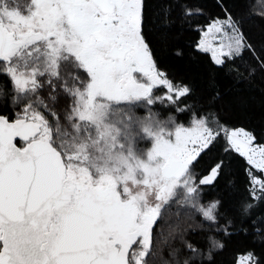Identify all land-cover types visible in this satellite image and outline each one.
<instances>
[{
	"label": "snow or ice",
	"instance_id": "snow-or-ice-1",
	"mask_svg": "<svg viewBox=\"0 0 264 264\" xmlns=\"http://www.w3.org/2000/svg\"><path fill=\"white\" fill-rule=\"evenodd\" d=\"M198 14L199 8L184 9L186 17ZM199 31L196 48L216 65L246 50L255 56L230 14ZM256 59L264 68V59ZM62 66L69 69L64 75ZM0 74L13 86L14 106V118L0 114V264H150L154 225L178 194L179 203L217 222L221 202L205 206L200 199L223 161L199 178L195 165L221 136L223 151L249 166L251 199L264 202V144L252 132L229 129L214 115L210 121L193 113L185 126L151 111L167 102L186 112L188 106L177 105L192 90L157 66L145 0H29L23 9L0 0ZM160 89L164 95H155ZM60 94L70 103L57 112L49 102L55 106ZM141 107L147 116L136 115ZM145 139L147 150L138 147ZM254 206L245 204L243 212ZM220 230L228 234V227ZM207 240V254L185 244L191 260H210L224 248ZM235 264L264 261L248 251Z\"/></svg>",
	"mask_w": 264,
	"mask_h": 264
},
{
	"label": "trees",
	"instance_id": "trees-1",
	"mask_svg": "<svg viewBox=\"0 0 264 264\" xmlns=\"http://www.w3.org/2000/svg\"><path fill=\"white\" fill-rule=\"evenodd\" d=\"M29 0H15L23 9ZM185 7L199 8L202 14L186 17ZM264 0H145V33L154 51L157 66L168 74L174 83L188 85L191 94L181 98L177 107L188 106L186 112H177L171 106L153 105L151 111L160 120L175 117L176 123L189 126L192 114L213 115L227 128H244L256 136V143L264 144V68L259 66L256 56L264 59ZM230 14L239 25L248 42L255 49V56L246 50L243 55L228 61L225 65L214 64L211 54L196 48L201 38L199 29L207 26L216 18ZM256 71L250 74V70ZM69 70L62 66V75ZM80 75V73H74ZM67 78V76H65ZM84 79L83 75L80 76ZM13 86L9 77L0 74V114L14 118L11 104ZM47 91L40 95L47 101ZM56 95V93H53ZM164 95V90L156 91ZM69 104L63 94L58 96L54 106L49 107L61 112ZM18 111L19 109H15ZM140 114L148 111L140 109ZM136 115L139 114L135 110ZM149 141V140H148ZM20 143V142H18ZM149 145V143H148ZM225 141L221 136L199 158L195 165L198 178L216 163L223 161L221 173L213 185L202 186L200 202L207 206L219 200L217 222L212 224L188 205L179 203L181 195L153 229V253L150 264H181L185 259L189 264H235L238 255L251 251L264 261V202L251 199L248 188L247 165L244 157L235 152L225 153ZM141 149L146 150L145 145ZM261 176L259 171H254ZM255 206L243 212V206ZM232 224L229 225L228 221ZM228 227V234L222 229ZM259 229V231H257ZM213 237L224 244V248L213 251L212 258L191 260V253L185 244L207 254L210 247L207 238ZM176 252L174 258L171 254Z\"/></svg>",
	"mask_w": 264,
	"mask_h": 264
},
{
	"label": "rangeland",
	"instance_id": "rangeland-1",
	"mask_svg": "<svg viewBox=\"0 0 264 264\" xmlns=\"http://www.w3.org/2000/svg\"><path fill=\"white\" fill-rule=\"evenodd\" d=\"M226 17H224V18H220L221 20H223V19H225ZM83 75V77H85L84 76V74L83 73H80V76H82ZM140 110V108H137V109H135V110H137L138 112H139V114H137V116H139V117H141V116H147V115H142V114H140V112H142V111H139ZM144 111H146V109H144ZM230 129V128H229ZM148 143H150V145H148ZM143 145H145L146 147H147V149L148 148H150L151 147V142H150V140L148 141V139H145V140H143V141H140L139 142V144H138V147L141 149L142 147L141 146H143ZM146 149V150H147Z\"/></svg>",
	"mask_w": 264,
	"mask_h": 264
},
{
	"label": "flooded vegetation",
	"instance_id": "flooded-vegetation-1",
	"mask_svg": "<svg viewBox=\"0 0 264 264\" xmlns=\"http://www.w3.org/2000/svg\"><path fill=\"white\" fill-rule=\"evenodd\" d=\"M85 78V77H84ZM155 95H156V91H155V93H154ZM67 101H69V103H70V100L67 98ZM152 107V106H151ZM140 109H142L143 111H144V109L141 107ZM139 110V109H138ZM141 117H144V116H141ZM216 143H218V140L216 141V142H214V144H216ZM20 145H22V142H20L19 143ZM213 144V145H214ZM149 145H150V143H149ZM211 169V168H210ZM210 169L206 172V173H204L205 175L210 171ZM203 174V175H204ZM203 175H201V176H203Z\"/></svg>",
	"mask_w": 264,
	"mask_h": 264
},
{
	"label": "water",
	"instance_id": "water-1",
	"mask_svg": "<svg viewBox=\"0 0 264 264\" xmlns=\"http://www.w3.org/2000/svg\"><path fill=\"white\" fill-rule=\"evenodd\" d=\"M18 142H22V145H20ZM16 144H17V146L18 147H22L23 146V141L22 140H20L19 138H17V140H16ZM245 159V158H244ZM208 174V173H207ZM206 174V175H207ZM205 175V174H204Z\"/></svg>",
	"mask_w": 264,
	"mask_h": 264
}]
</instances>
